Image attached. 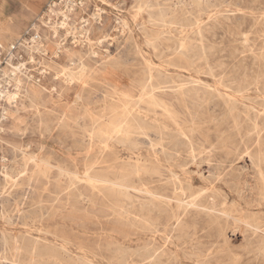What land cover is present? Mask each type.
Returning a JSON list of instances; mask_svg holds the SVG:
<instances>
[{
    "label": "bare ground",
    "instance_id": "1",
    "mask_svg": "<svg viewBox=\"0 0 264 264\" xmlns=\"http://www.w3.org/2000/svg\"><path fill=\"white\" fill-rule=\"evenodd\" d=\"M193 2L195 8L188 10L185 5L174 7L173 3L156 1L150 21L159 30L147 36L157 56L163 58L164 48L171 49L172 57L167 62L187 69L202 67L210 57L201 20L211 4L205 0ZM60 4L54 1L50 4V12L60 16L57 21L41 20L44 30L52 28L53 33L43 30L41 34L37 23L30 25L40 34L38 40L24 43L30 58L38 52L46 60L49 54L46 46L61 49V41L57 42L53 35L56 37L60 28L69 25L76 8L73 0L66 1V9ZM212 17L210 14L209 18ZM79 29L89 31L85 24ZM164 32L176 33L175 42L160 43ZM4 33L17 32L7 24ZM23 36L18 35L14 41ZM13 42L4 46L0 41V45L9 50ZM71 54H77L76 50ZM24 66L25 63L8 61L3 70L5 78L14 83L13 90L0 88L6 104L12 105L19 99L36 104L44 97L40 83L23 72ZM86 69L82 62L80 72L77 70L75 75L86 79ZM161 72L148 63L149 79L132 84L137 92L116 86L109 112L89 113L86 109L84 114L91 119L89 125L81 126V145L86 151L82 165L76 162L73 167L59 165L58 177L53 181L49 176L46 181L67 195L65 204L70 205L72 213L82 207L88 214L99 204L104 208L103 216L117 218L121 227L111 229V233L102 227L98 232L85 218L74 216V223L70 224L76 232L74 237L57 233L59 239L55 242L31 239L30 234H14L0 228V261L97 264L95 259L101 258L107 259V264H188L184 258H190L207 264L210 254L205 251H210L200 247L203 239L211 243L227 242L229 228L238 229L256 243L257 253L264 260V79H216L212 84L204 79H164ZM223 87L233 89L239 98L225 92ZM4 111L3 119L0 118L1 181L7 184L24 175L35 180L47 177V171L56 166L40 153L20 149L24 153L23 164H15L13 160L12 165H5L9 161L7 149L14 145L9 134L3 133L20 131V120L12 122L8 130L3 120L16 115L7 107ZM65 116L59 120L64 121ZM245 157L250 162L246 170L238 165ZM2 214L5 216L4 210ZM131 236L142 243L132 248ZM72 245L79 249L75 256L69 254Z\"/></svg>",
    "mask_w": 264,
    "mask_h": 264
},
{
    "label": "rangeland",
    "instance_id": "2",
    "mask_svg": "<svg viewBox=\"0 0 264 264\" xmlns=\"http://www.w3.org/2000/svg\"><path fill=\"white\" fill-rule=\"evenodd\" d=\"M52 1L61 2L63 9L67 7V0H46L33 12L30 20L33 19L32 22L40 26L41 34L44 30L42 19L54 23L60 17L50 13ZM73 1L76 9L70 15L69 25L60 28L56 37L53 35L57 42L61 41V49L58 50L52 44L46 46L49 53L46 60L37 55L35 62L29 66L31 73L40 78L43 99L36 104H31L27 99H19L12 105L5 104L9 112L13 111L16 115L4 121L5 127L9 130L12 122L20 120V131L9 130L7 134L3 133L6 136L9 134L14 145L7 149L6 156L9 161L5 165H12L14 161L15 164H23L24 153L20 149H24L25 152L40 153L47 159L50 158V162L56 167L47 171V177L41 176L36 180L24 175L18 179L15 177L14 181L9 180L5 184L0 179V228L14 234H30L31 239L37 237L44 242H55L59 239L55 235L57 233L64 236L67 234L73 238L76 232L71 230L70 224L74 223L72 221L74 216L85 218L90 226L98 228V232L102 227L108 233H111L113 228L121 227L117 218L103 216L104 208L99 204L88 214L82 207L80 211L72 213L70 205L65 204L68 201L67 195L59 191L55 184L49 185L46 182L49 176L53 181L58 177L59 165L73 167V162L82 165L86 151L81 145L80 136L83 126L89 125L91 119L90 115L84 113L86 109L89 113L109 112L114 95L113 88L117 86L122 90L137 92L138 89L135 90L132 86L142 79H149L148 63L163 70L161 73L164 79H204L212 84L216 83V79H264V55L261 56L264 53V0H205L211 7L203 12L201 24L204 29L203 40L207 44V53L210 57L207 64L196 69L169 64L167 60L172 57L171 49L165 47V55L162 58L156 55L147 42V36H150L152 31L159 30L150 21V11L156 9L157 6H153L156 1L173 3L174 7L185 5L191 10L195 8L193 0ZM160 7L164 8L163 4ZM210 14L213 15L212 18H209ZM85 19L87 24L84 22ZM82 24L89 29L87 33L79 29ZM46 28L44 31L52 32V28H47L48 30ZM176 36V33L164 32L159 42L164 45L175 42ZM211 45L215 47L211 48ZM69 48L72 49L71 52L76 50L77 54L72 55L68 51ZM81 61L85 64V69L88 66L85 70L88 74L86 79H79L76 76L77 70L80 72ZM43 68L48 70L44 75L40 74ZM223 90L239 98L233 89L223 87ZM63 114L66 115L65 120L60 121L59 117ZM77 118L78 120H75ZM262 140L264 144V135ZM122 153L126 151L122 150ZM249 163V158L245 157L238 165L246 170ZM29 167L31 172V163ZM3 210L5 216L2 214ZM6 216L10 218L7 219ZM82 219H79V222ZM234 230L231 228L227 230V242L211 243L208 239H203L200 247L202 246L203 250L208 248L210 251H205L210 254L207 264H264L263 257L257 253L256 243L249 241L238 229ZM131 238L132 248L142 243L136 236ZM73 246H70V256H75L76 251H79ZM184 260L188 264H199L190 258ZM95 261L97 264H107V259L98 258ZM0 264L12 262L9 259H2Z\"/></svg>",
    "mask_w": 264,
    "mask_h": 264
},
{
    "label": "built area",
    "instance_id": "3",
    "mask_svg": "<svg viewBox=\"0 0 264 264\" xmlns=\"http://www.w3.org/2000/svg\"><path fill=\"white\" fill-rule=\"evenodd\" d=\"M51 13V12H50ZM43 20V19H42ZM45 21V20H44ZM47 22V21H46ZM43 23V22H42ZM24 36L20 39H17L9 46V50H5L3 46L0 45V88L7 90H13L14 89V83L12 81H9V79H6L3 75V70L8 64V61H12L14 64H21L25 63V66L23 67V72L26 74L28 73L30 77H32L35 81H38L40 83V78L35 76L33 73H31V68L29 67L32 62H35L36 56L41 55L38 52H34V58H30V55L26 51L25 42H29L32 39H39L40 34L35 30V28L28 29L24 34ZM48 51V50H47ZM11 53V55H9ZM42 58L43 55H41ZM47 69L43 68L40 70V74L44 75L47 73ZM5 89V90H6ZM4 94L0 93V118H2L3 113H5L4 108H6V98L3 97ZM4 119L3 121H5ZM2 144L0 143V162L2 163ZM2 167V166H1ZM0 167V169H1Z\"/></svg>",
    "mask_w": 264,
    "mask_h": 264
},
{
    "label": "crops",
    "instance_id": "4",
    "mask_svg": "<svg viewBox=\"0 0 264 264\" xmlns=\"http://www.w3.org/2000/svg\"><path fill=\"white\" fill-rule=\"evenodd\" d=\"M46 0H0V40L4 45L21 34H24L33 22L30 20L33 12L41 7ZM30 20V21H29ZM5 24H10L17 33L4 32ZM30 27V28H29ZM16 35V36H14Z\"/></svg>",
    "mask_w": 264,
    "mask_h": 264
}]
</instances>
